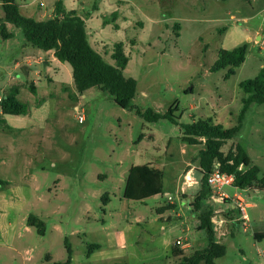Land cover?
Instances as JSON below:
<instances>
[{
  "label": "rangeland",
  "instance_id": "obj_1",
  "mask_svg": "<svg viewBox=\"0 0 264 264\" xmlns=\"http://www.w3.org/2000/svg\"><path fill=\"white\" fill-rule=\"evenodd\" d=\"M60 1L85 19L89 42L109 63L124 44V74L137 92L128 108L98 87L81 95L72 66L29 45L21 28L4 21L0 4V98L17 86L28 105L23 115L0 111V179L8 182L0 187V264H67L68 247L72 264H178L176 244L187 255L208 246L199 216L209 209L226 249L216 264H264V189L211 187L197 208L205 145L183 141L170 120L145 119L149 109L176 108L183 124L211 118L234 126L240 84L264 66V0H16L21 14L40 19L52 17ZM244 43L246 60L235 74L211 71L220 49ZM237 144L263 177L264 104H252L222 151ZM149 163L163 174V193L125 199L130 168ZM188 174L199 190L181 191ZM223 192L237 207L213 197ZM31 214L44 221V235L28 225ZM92 244L100 248L89 254Z\"/></svg>",
  "mask_w": 264,
  "mask_h": 264
},
{
  "label": "trees",
  "instance_id": "obj_2",
  "mask_svg": "<svg viewBox=\"0 0 264 264\" xmlns=\"http://www.w3.org/2000/svg\"><path fill=\"white\" fill-rule=\"evenodd\" d=\"M4 10V21L22 29L29 45L46 52H53L56 59L68 62L72 66L73 78L78 92L82 95L88 90L98 87L111 94L115 101L123 108H128L137 92V81L124 74V69L129 63L124 44L115 45L112 58L115 63H109L89 42L85 19L75 10L66 11L62 2H57L53 16L40 19L20 12L16 0H0ZM116 15V13H114ZM2 34L5 38L12 36L6 32V24H2ZM248 45L241 44L233 49L222 48L218 58L211 67V71L229 69L228 74H235V69L246 60ZM240 87L244 92L242 108L237 123L232 127L215 124L211 118L193 120L183 124L176 115V108H170L165 113L153 109L147 110L145 119L155 122L161 119L170 120L180 125L182 139L191 144L203 143L205 148L199 153L202 171V189L197 195L196 206L200 209L201 202L212 195L207 178L214 169L235 175L234 186L247 189L258 186L264 189V176L260 177V168L253 165L246 149L237 144L229 153L222 151L223 145L235 137L241 130L243 120L252 104H264V66L255 78L241 82ZM35 91V84H32ZM19 87L14 86L1 99L0 111L3 115H23L28 112V105L19 99ZM0 123H6L0 118ZM8 185L0 179V187ZM163 193V174L153 164L135 165L129 170L124 189V198L145 202L146 200ZM105 196H108V193ZM103 197V198H104ZM224 203H233L225 197ZM235 207H237L235 205ZM169 208V207H166ZM164 208H160L162 210ZM215 212L209 209L199 216V229L206 230L209 244L206 248L198 249L187 255L176 244L173 246V255L180 259L178 264H216V260L225 255V246L218 242L213 217ZM28 225L36 227L42 235L46 232L44 221L37 215L28 217ZM98 244L90 245L89 254L98 249ZM67 264H72V249L68 247ZM122 264V263H115Z\"/></svg>",
  "mask_w": 264,
  "mask_h": 264
},
{
  "label": "built area",
  "instance_id": "obj_3",
  "mask_svg": "<svg viewBox=\"0 0 264 264\" xmlns=\"http://www.w3.org/2000/svg\"><path fill=\"white\" fill-rule=\"evenodd\" d=\"M1 99L2 98H0V102H1ZM82 120H83V117L80 116V121ZM234 179H235L234 174L222 172L219 168H216L213 170L212 173L209 174L207 178V182L210 187H213L217 190H222V188L226 185H233ZM235 201H237L238 203V207L241 213L243 214V218L247 219L245 203H244L243 198L240 196H236ZM178 243H180V241Z\"/></svg>",
  "mask_w": 264,
  "mask_h": 264
},
{
  "label": "crops",
  "instance_id": "obj_4",
  "mask_svg": "<svg viewBox=\"0 0 264 264\" xmlns=\"http://www.w3.org/2000/svg\"><path fill=\"white\" fill-rule=\"evenodd\" d=\"M50 53V55H51V57L53 58V60H56V58H55V56H54V54H53V52H49ZM44 62L45 63H47V62H49V60H44ZM194 169H199L198 167L197 168H194ZM190 175L188 174V175H186L185 176V184L186 185H189V186H187V187H184L181 191L182 192H185V190H190L192 187H195V189L197 190H199V188L197 187V178L195 177L194 179H192V180H190V179H188V178H191V177H189ZM189 180V181H188ZM193 183H196V184H193ZM189 187V188H188ZM221 195H225L226 197L228 196L227 194H225L224 192L221 194ZM158 196V195H157ZM239 196V195H238ZM213 197L215 198V199H217V200H221L222 201V199H223V197H219L216 193L215 194H213ZM241 197V196H240ZM234 203V202H233ZM235 206V205H234Z\"/></svg>",
  "mask_w": 264,
  "mask_h": 264
},
{
  "label": "water",
  "instance_id": "obj_5",
  "mask_svg": "<svg viewBox=\"0 0 264 264\" xmlns=\"http://www.w3.org/2000/svg\"><path fill=\"white\" fill-rule=\"evenodd\" d=\"M225 199L223 198L222 201H224Z\"/></svg>",
  "mask_w": 264,
  "mask_h": 264
}]
</instances>
